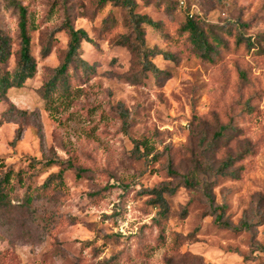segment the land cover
I'll use <instances>...</instances> for the list:
<instances>
[{"label":"rangeland","instance_id":"1","mask_svg":"<svg viewBox=\"0 0 264 264\" xmlns=\"http://www.w3.org/2000/svg\"><path fill=\"white\" fill-rule=\"evenodd\" d=\"M15 1L35 26L37 71L0 98V173L24 183L0 208V264H264V0H133L159 24L144 26L159 79L119 43L130 34L122 8ZM187 14L209 45L219 35L226 46L192 44ZM66 22L88 35L78 53L89 68H71L70 95L59 85L46 105ZM0 30L12 72L17 13L5 0ZM228 160L233 174H219ZM58 172L64 185L44 188ZM164 185L174 190L163 194L165 217L147 193Z\"/></svg>","mask_w":264,"mask_h":264},{"label":"trees","instance_id":"2","mask_svg":"<svg viewBox=\"0 0 264 264\" xmlns=\"http://www.w3.org/2000/svg\"><path fill=\"white\" fill-rule=\"evenodd\" d=\"M12 8L15 9L17 13V31L19 39V49L16 55L15 68L12 72L3 70L2 66L6 65L9 59L12 56L11 49V38L10 36L0 30V98L5 96L6 92L11 88L21 87L27 80L32 79L37 71V65L34 58L30 53V32L35 29L33 20L30 19L28 12L24 6L15 0H5ZM147 1V0H146ZM223 1V0H218ZM173 2V1H172ZM111 5L114 7H120L126 12V22L130 29V34L127 36H122L119 40V43L122 46L128 47L133 53H135L141 60L142 71L150 72L154 77L160 78L164 75L162 70L156 68L149 58L155 54L154 50H150L145 47V31L144 26L150 27L154 30L159 28L157 22H153L146 15H141L136 13V4L133 0H96V7L100 11L105 6ZM178 5V3L176 4ZM187 20L182 27L183 32L190 33L189 38H191L192 44L196 45L200 49H208L207 51H215L217 47L226 46V42L222 39L221 36H214L213 44H208L206 40V35L204 32L197 26V21L200 20L197 15H186ZM64 28L66 29L68 43L66 50L64 52V57L61 64L53 70V75L50 80L45 85L44 89V99L46 100V105H50L52 102L51 95L55 89L60 85L63 87L64 92L60 96L61 98H66L70 95L69 79L71 68L74 69H88L89 66L86 62L81 60L79 57V48L81 41L90 43L88 35L83 29H75L68 22L64 23ZM249 43V40H247ZM240 45L241 41L236 42ZM250 45V44H249ZM45 50L44 53H46ZM65 99V100H66ZM51 109V108H50ZM122 118L125 119L126 115L123 111L120 112ZM125 124V122H124ZM220 135V134H219ZM19 139V135L16 136L14 141ZM142 144H144L142 142ZM145 145V144H144ZM134 149L139 153L138 157L143 156V153L139 152V142H134ZM231 160H228L223 163L220 168L219 174L221 175H231L232 172H225L231 166ZM48 164H57L59 166L62 163L57 161H49ZM62 172L57 174L50 175L43 183V187L47 188L51 184L55 186L64 185L62 180ZM19 186H23V180L20 172H14L12 170H6L0 173V208H3L9 205L10 195L14 192L15 187L13 182ZM187 186L191 185V182L188 180L185 181ZM173 189H170L168 186H162L159 189L151 190L150 194L155 195L154 205L160 209V215L166 216L168 211L167 203L163 197L164 193H173ZM32 195L30 189L28 188L25 193V203L29 204L32 201ZM219 219V217H218Z\"/></svg>","mask_w":264,"mask_h":264},{"label":"built area","instance_id":"3","mask_svg":"<svg viewBox=\"0 0 264 264\" xmlns=\"http://www.w3.org/2000/svg\"><path fill=\"white\" fill-rule=\"evenodd\" d=\"M178 3H179L180 5H183V4H184L183 0H179Z\"/></svg>","mask_w":264,"mask_h":264}]
</instances>
